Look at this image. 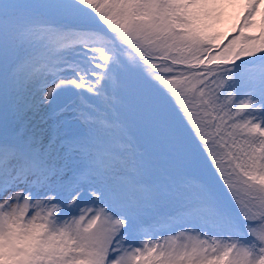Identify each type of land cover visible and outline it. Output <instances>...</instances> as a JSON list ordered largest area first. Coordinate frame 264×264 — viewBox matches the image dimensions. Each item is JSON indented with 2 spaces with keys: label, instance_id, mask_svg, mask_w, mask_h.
<instances>
[{
  "label": "snow or ice",
  "instance_id": "6c2138e0",
  "mask_svg": "<svg viewBox=\"0 0 264 264\" xmlns=\"http://www.w3.org/2000/svg\"><path fill=\"white\" fill-rule=\"evenodd\" d=\"M0 264H264V0H0Z\"/></svg>",
  "mask_w": 264,
  "mask_h": 264
}]
</instances>
